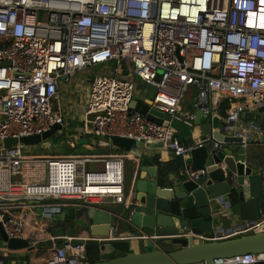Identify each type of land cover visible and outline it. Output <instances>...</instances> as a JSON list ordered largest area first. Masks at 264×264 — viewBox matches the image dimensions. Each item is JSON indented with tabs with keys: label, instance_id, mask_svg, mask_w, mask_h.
I'll list each match as a JSON object with an SVG mask.
<instances>
[{
	"label": "built area",
	"instance_id": "1",
	"mask_svg": "<svg viewBox=\"0 0 264 264\" xmlns=\"http://www.w3.org/2000/svg\"><path fill=\"white\" fill-rule=\"evenodd\" d=\"M97 65L85 91H68L75 100L66 111L60 89L76 87L74 75H90ZM141 82L155 87L149 108L171 119L193 125V113L180 111L193 86L192 109L219 118L211 131L240 138L243 148L264 140V124L241 117L264 106V0H0V223L7 239L23 238L22 215L31 208L123 203V159L111 153L117 149L112 137L156 140L184 160L207 143L213 153L228 149L211 132L184 145L171 126L149 120L134 107ZM67 112L79 122L73 134ZM55 125L52 134L64 135L67 147L87 135L90 151L110 153L36 157L19 141L3 145L7 138L42 135ZM29 164L43 168L42 181L19 178ZM179 172L196 176L204 169ZM262 231L264 215L230 233ZM185 235L195 243L219 238ZM1 241L3 264L5 251L18 250ZM53 249L58 261L86 264L82 244ZM210 264H264V252Z\"/></svg>",
	"mask_w": 264,
	"mask_h": 264
},
{
	"label": "water",
	"instance_id": "2",
	"mask_svg": "<svg viewBox=\"0 0 264 264\" xmlns=\"http://www.w3.org/2000/svg\"><path fill=\"white\" fill-rule=\"evenodd\" d=\"M141 86L145 88L147 98H152L155 87L143 82ZM137 99L135 109L149 120L171 126L184 145H187L181 137L184 130L192 131L203 117L200 111H196L193 125L189 126L182 120L171 119L167 114L150 109L147 101H140V96ZM252 110L264 111V106ZM219 125V118L215 116L204 126L205 129L202 128V132H211L217 139H222L229 144L228 149L213 153L211 143H207L191 149L186 159L190 171L204 169L202 175L179 172L178 175L159 176L154 166H138L120 210L82 203L39 206L26 210L22 215L25 225L21 239H7L0 223L2 239L7 240L9 249L18 250L19 256H26L36 244L34 240L44 241L47 248H51L53 242H49V247L48 233L53 236L73 233L76 237L67 240L66 244H82L86 264H190L200 261L210 264L219 257L264 252V231L200 243L193 242L192 235H185L190 231L206 238L211 234L221 237L225 231L243 228L246 221L264 215L261 176H255L251 166L237 160V156L245 155L242 146L235 149L240 138L222 137L221 132L211 131V127ZM56 128L57 125L42 135L20 137L18 140L7 138L3 145L8 147L19 141L25 145L40 144L42 148H48V138ZM112 144L127 154L135 152L136 142L131 139L112 137ZM142 144L148 149L163 150L162 143L156 140H146ZM14 215L19 216V213ZM6 219L7 216L4 217ZM233 222L239 225L232 226ZM82 232H86L88 237L80 238ZM146 239H154L160 246L169 249L144 251ZM76 262L75 259L49 260L47 264Z\"/></svg>",
	"mask_w": 264,
	"mask_h": 264
},
{
	"label": "crops",
	"instance_id": "3",
	"mask_svg": "<svg viewBox=\"0 0 264 264\" xmlns=\"http://www.w3.org/2000/svg\"><path fill=\"white\" fill-rule=\"evenodd\" d=\"M191 104H192V97L190 98V101L187 103L183 99V101L180 105V111L183 113H193L194 118H195V112L196 111L192 109ZM68 113L69 112H67V114ZM67 116L68 117L65 119H66L67 123L70 125V133L73 134L74 133L73 131H74L75 127L79 124V122L77 123L76 121H74V117H72V114L69 113ZM241 117L243 120L255 121L256 123H259L260 125L264 124V111H256V110L253 111L252 109L245 110L242 113ZM209 121H210V119L208 117L203 116L201 118L200 122L195 124L192 131L185 129L184 133L181 137H184L187 144L193 143L195 141V139H197L198 137L203 135L202 131H203V129L206 128L204 126ZM196 128L200 131V133L195 135V136H192L191 133ZM89 144H90L89 136L84 135V136L79 137V139L75 145H73V146L68 145V147L65 146V148L71 149V148H75L77 146H80V147L85 146L86 152L80 156L91 155V154L96 155V156L104 155V152L99 151L98 149L90 151L87 148ZM38 145L40 146V144H38ZM239 147H240V144H237L235 149H237ZM244 150H245V155H241V157H238L237 160L244 161L246 165L251 166L252 169L254 170L255 176L256 175L261 176L262 188L264 190V140L261 139L258 142H251L244 148ZM106 151L110 153L109 150H106ZM117 151L118 150L114 149L111 151V153L118 155V156L122 157V159H123L125 199H126V196L128 194V187H129L130 180L136 175V171H137L138 166H142V165L154 166L155 171L157 173V171H158L157 161L166 162V161H173L174 160L175 162H180L182 164L180 169H186L190 165L181 156H175L169 150H152V149L145 148L143 146V144H141L139 146L136 145L135 152H133L134 154L120 155V154H116ZM146 158L149 160H146ZM141 173L144 174V171H142ZM171 174L178 175L179 171H178V173H171ZM103 205H106V206H103ZM103 205L101 208H107L110 210H116L117 211V210H120L122 208L123 203H120V204L105 203ZM235 225H239V223L233 222L232 226H235ZM222 234L223 235H221V237L215 238L214 240H224V239L233 238V237H237V236L241 235V234H232V233L227 232V231H225ZM47 236H48L47 240H48L49 247H50L49 242H53V245H51L52 248L47 250L46 242L36 240V242H35L36 244L33 246L32 250H30L26 256H23L24 261H21V262L20 261H9L8 263H5V264H47V262L49 260H57L55 257V254H54V249H53L54 247L65 246L67 240H70V239H73L76 237V235L73 233H68V234H64V235L62 233H59L58 235H54V236L48 233ZM79 237L80 238H87L88 235L86 232H82L79 235ZM209 237L214 238L217 236L211 234ZM203 241H208V240L204 239ZM44 248H46L45 251H44ZM157 249L167 250L169 248L167 246H160V244H158L154 239H146L145 240L144 251H151V250H157ZM134 251L137 252V249H135ZM14 254H18V251H17V253H14Z\"/></svg>",
	"mask_w": 264,
	"mask_h": 264
},
{
	"label": "rangeland",
	"instance_id": "4",
	"mask_svg": "<svg viewBox=\"0 0 264 264\" xmlns=\"http://www.w3.org/2000/svg\"><path fill=\"white\" fill-rule=\"evenodd\" d=\"M100 70V65L97 66H93L92 68H90L88 71L91 72L90 75L86 74L85 72L83 73H78L74 75V79L77 82L76 87L73 85L72 87L68 88L67 91L64 90L63 88L60 89L59 91V101L60 103L63 105V108L66 111H69L70 109V105L72 104L73 100H75V93L72 92H68L69 90H77V89H82L83 91L86 90V87L91 79L92 74L98 73V71ZM75 87V88H74ZM142 90L144 91L145 88L142 87ZM146 90L144 92H142V94L140 95L141 102H146L148 100L147 98V94H146ZM195 94V89L193 86L189 87V91L185 93V97L184 100L185 102H189L190 98L192 96H194ZM138 100V99H137ZM69 114V113H68ZM66 114V118L68 117ZM74 132V131H73ZM200 131L196 128L191 135L195 136L197 134H199ZM49 147L48 148H41L39 145H29V147L27 148V150L29 152H31L32 154L36 155V157H41V156H48V157H54V158H61V157H65V156H80L83 153L86 152V147H80L77 146L75 148H71V149H66L65 148V136H59L56 137L54 134L50 135L49 138ZM142 143L140 142H136V145L139 146ZM0 147H2V143H0ZM116 152V154H120V155H125L127 153L120 151L119 149ZM43 153L42 155L40 154ZM31 154V155H32ZM104 154H109V152L104 151ZM237 157H241L237 156ZM43 173V168H41L40 165L37 164H29L23 167L21 174L19 175V178L21 179H29V180H39L42 181L44 179V176H42ZM106 206V205H103ZM2 237L0 235V245L2 244ZM5 254L7 256V259L4 261L3 264L8 263L9 261H24L23 256H19L18 254H14L10 251H5Z\"/></svg>",
	"mask_w": 264,
	"mask_h": 264
},
{
	"label": "trees",
	"instance_id": "5",
	"mask_svg": "<svg viewBox=\"0 0 264 264\" xmlns=\"http://www.w3.org/2000/svg\"><path fill=\"white\" fill-rule=\"evenodd\" d=\"M158 164V175L165 176L170 173H178L179 169L181 168L182 164L180 162L173 161H166V162H159Z\"/></svg>",
	"mask_w": 264,
	"mask_h": 264
}]
</instances>
